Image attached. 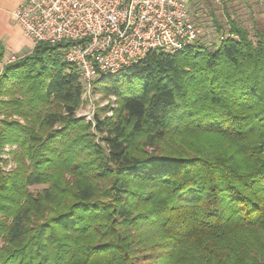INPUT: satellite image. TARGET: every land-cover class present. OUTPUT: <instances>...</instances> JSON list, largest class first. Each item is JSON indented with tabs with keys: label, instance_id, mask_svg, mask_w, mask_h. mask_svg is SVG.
I'll return each mask as SVG.
<instances>
[{
	"label": "trees",
	"instance_id": "obj_1",
	"mask_svg": "<svg viewBox=\"0 0 264 264\" xmlns=\"http://www.w3.org/2000/svg\"><path fill=\"white\" fill-rule=\"evenodd\" d=\"M217 33L96 81L93 123L60 46L5 66L0 264H264V32Z\"/></svg>",
	"mask_w": 264,
	"mask_h": 264
},
{
	"label": "built area",
	"instance_id": "obj_2",
	"mask_svg": "<svg viewBox=\"0 0 264 264\" xmlns=\"http://www.w3.org/2000/svg\"><path fill=\"white\" fill-rule=\"evenodd\" d=\"M264 2V0H262ZM191 0H24L12 19L25 38L58 45L80 70L84 100L95 82L117 75L151 53L174 55L202 36ZM9 63L17 61L9 56ZM94 122L95 114L86 115Z\"/></svg>",
	"mask_w": 264,
	"mask_h": 264
},
{
	"label": "rangeland",
	"instance_id": "obj_3",
	"mask_svg": "<svg viewBox=\"0 0 264 264\" xmlns=\"http://www.w3.org/2000/svg\"><path fill=\"white\" fill-rule=\"evenodd\" d=\"M16 0H9L5 3L0 12V22L3 28L8 32L5 37H0L6 53L0 62V75L6 65H9L8 59L11 54H16L17 60L29 55L31 48L29 44L21 36L17 25L12 19L14 3ZM190 9L200 29L202 36L199 39L207 46L218 45L220 34L217 33L218 27L223 31L227 30V18H231L243 28L250 32L252 38L256 31L264 32V2L262 0H191ZM12 40L15 47L21 46V52H13L8 48V44L4 41ZM33 51V50H32ZM64 53L63 51H61ZM29 53V54H27ZM8 54V55H6ZM63 58V57H62ZM91 98L84 100L77 110L76 117L83 118L86 122L88 113L99 115L101 118L112 117L114 110L118 107L117 100L113 95H104L100 88L91 92ZM100 137L97 136V140ZM15 149V148H14ZM10 149H7L9 151ZM13 163H9L7 170L13 167ZM43 187H34L31 190H41Z\"/></svg>",
	"mask_w": 264,
	"mask_h": 264
},
{
	"label": "crops",
	"instance_id": "obj_4",
	"mask_svg": "<svg viewBox=\"0 0 264 264\" xmlns=\"http://www.w3.org/2000/svg\"><path fill=\"white\" fill-rule=\"evenodd\" d=\"M9 0H0V12L2 11V7H3V5L5 4V3H9L8 2ZM24 0H16L15 1V3H14V10L23 2ZM13 10V11H14ZM18 27V26H17ZM18 30H19V32H20V34H21V36L23 37V39L29 44V46H30V48H31V51L29 52V53H31L32 52V50L34 49V45H33V43L30 41V40H28L27 38H25L24 37V35H23V33H22V31H21V29L18 27ZM8 32L3 28V26L1 25V22H0V37H5V35L7 34ZM4 43L5 44H8L7 46H8V48L9 49H11L13 52H16V53H18V52H21V50H23L22 49V47L19 45V46H17V47H15L14 45H13V43H12V40L9 38L7 41H4ZM29 53H27V54H29ZM6 55H8V54H6ZM11 55H16V54H11ZM17 56V55H16Z\"/></svg>",
	"mask_w": 264,
	"mask_h": 264
}]
</instances>
